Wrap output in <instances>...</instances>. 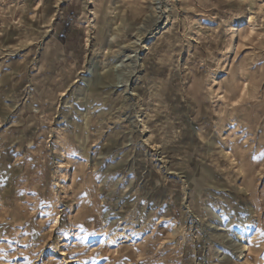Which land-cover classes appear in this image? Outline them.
I'll list each match as a JSON object with an SVG mask.
<instances>
[{"label": "rangeland", "instance_id": "rangeland-1", "mask_svg": "<svg viewBox=\"0 0 264 264\" xmlns=\"http://www.w3.org/2000/svg\"><path fill=\"white\" fill-rule=\"evenodd\" d=\"M0 264H264V0H0Z\"/></svg>", "mask_w": 264, "mask_h": 264}, {"label": "bare ground", "instance_id": "bare-ground-1", "mask_svg": "<svg viewBox=\"0 0 264 264\" xmlns=\"http://www.w3.org/2000/svg\"><path fill=\"white\" fill-rule=\"evenodd\" d=\"M262 7H263V5H262ZM247 19H249V18H247ZM248 21V20H247ZM249 28V27H248ZM250 31V30H249ZM248 32V31H247ZM234 34V33H233ZM246 38V37H245ZM244 38V39H245ZM112 77V76H111ZM113 79H115L114 77L112 78V80ZM100 82V81H99ZM117 87V86H116ZM115 87V88H116ZM222 226V225H221ZM219 228V227H218ZM219 231H225L223 228H220V229H218ZM247 233L248 232H246V231H244V232H241V234H239L238 236V240L239 241H243L242 243H241V245H239V247H240V251H239V253H240V255H239V257H240V260H244V254H245V252H247L248 251V246H247V243H246V239H247ZM65 257V256H64ZM246 260V259H245Z\"/></svg>", "mask_w": 264, "mask_h": 264}]
</instances>
